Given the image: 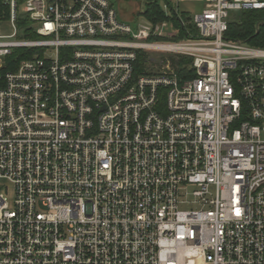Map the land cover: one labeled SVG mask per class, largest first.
<instances>
[{"label": "built area", "instance_id": "1", "mask_svg": "<svg viewBox=\"0 0 264 264\" xmlns=\"http://www.w3.org/2000/svg\"><path fill=\"white\" fill-rule=\"evenodd\" d=\"M1 2L0 264H264V48L225 37L264 0H203L185 40Z\"/></svg>", "mask_w": 264, "mask_h": 264}, {"label": "trees", "instance_id": "2", "mask_svg": "<svg viewBox=\"0 0 264 264\" xmlns=\"http://www.w3.org/2000/svg\"><path fill=\"white\" fill-rule=\"evenodd\" d=\"M169 2V0H167ZM8 10L0 0V20L5 19ZM143 14L151 22H161L171 20L180 29L177 39L197 38L198 29L190 15H180L175 9L171 8L169 14L161 6L160 0H146ZM4 16V17H3ZM225 37L230 40H240L255 47L264 48V10H248L236 12L229 22L228 31ZM16 61L21 58L16 52ZM175 69L182 74L190 73L187 69L190 59L169 55Z\"/></svg>", "mask_w": 264, "mask_h": 264}, {"label": "rangeland", "instance_id": "3", "mask_svg": "<svg viewBox=\"0 0 264 264\" xmlns=\"http://www.w3.org/2000/svg\"><path fill=\"white\" fill-rule=\"evenodd\" d=\"M115 10L119 18L128 21L132 25L139 23H148V18L143 14L145 10L146 0H108ZM161 6L167 14L171 12V8L175 9L180 15L193 16L202 11L203 0H160ZM157 23V22H156ZM169 26L166 31L169 34L179 35L180 29L171 20H168ZM181 40V39H178ZM154 58H159L162 54L159 52H150ZM8 190V197L10 201L14 198V185L6 179L0 178V191Z\"/></svg>", "mask_w": 264, "mask_h": 264}]
</instances>
